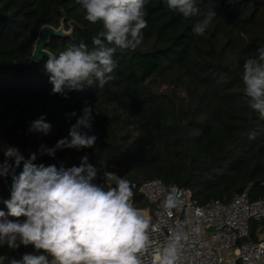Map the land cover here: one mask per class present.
Masks as SVG:
<instances>
[{"label": "trees", "instance_id": "16d2710c", "mask_svg": "<svg viewBox=\"0 0 264 264\" xmlns=\"http://www.w3.org/2000/svg\"><path fill=\"white\" fill-rule=\"evenodd\" d=\"M197 6V15L184 18L166 0H146L142 43L135 51L117 50L114 79L103 88L59 94L44 68L48 57L32 56L40 27L63 23L71 31L47 44L58 55L81 42L91 47L101 25L84 18L77 0H0V162L7 146L26 159L54 146L90 106L95 145L58 150L35 163L69 168L87 155L101 174L130 180L139 207L148 204L139 186L156 178L166 187L190 189L201 204L228 203L239 187H249L250 200L264 197V118L247 106L241 79L244 61L264 46V0H197ZM210 10L216 13L210 27L204 36L195 35L193 25ZM41 116L51 131L30 133L31 122ZM12 182L0 178L5 212L2 200L9 198ZM261 226L264 220L251 222V240ZM32 251L0 246L4 264Z\"/></svg>", "mask_w": 264, "mask_h": 264}, {"label": "clouds", "instance_id": "9594fccd", "mask_svg": "<svg viewBox=\"0 0 264 264\" xmlns=\"http://www.w3.org/2000/svg\"><path fill=\"white\" fill-rule=\"evenodd\" d=\"M85 19L101 25L89 47L84 42L73 44L58 55L49 53L44 65L53 85L52 92L63 94L85 87L103 88L114 79L117 50L135 51L142 43L146 0H77ZM167 7L184 18L199 13L197 0H166ZM216 13L208 11L192 31L204 36ZM243 94L247 106L264 118V46L247 58L242 66ZM75 116L76 113H70ZM92 108L85 106L68 137L52 147L30 153L26 159L17 147L3 148L0 178L12 176L10 196L2 200L7 212L0 210V246L18 250L33 249L8 264H144L143 254L149 249L152 224L134 205V185L111 171L102 174L81 157L79 166L65 168L37 164L38 156L55 157L58 150L86 149L95 145ZM30 133L48 134L51 124L44 116L31 122ZM23 164L19 175L16 168ZM98 177L103 182H97ZM182 201L178 189H171L165 209L179 210ZM198 231V229H197ZM188 233H177L154 256L153 264H180L182 240ZM6 257L0 256V264Z\"/></svg>", "mask_w": 264, "mask_h": 264}, {"label": "built area", "instance_id": "2783aa9c", "mask_svg": "<svg viewBox=\"0 0 264 264\" xmlns=\"http://www.w3.org/2000/svg\"><path fill=\"white\" fill-rule=\"evenodd\" d=\"M173 188L179 190L182 204L179 210L169 211L164 200ZM138 190L148 204L136 207L150 219L153 229L144 264H153L157 252L177 233H188L182 240L180 264H264V230L256 233L257 240L250 239L251 222L264 220V197L250 200L249 187L228 203L212 199L204 204L190 189L166 187L157 178Z\"/></svg>", "mask_w": 264, "mask_h": 264}, {"label": "water", "instance_id": "95a60500", "mask_svg": "<svg viewBox=\"0 0 264 264\" xmlns=\"http://www.w3.org/2000/svg\"><path fill=\"white\" fill-rule=\"evenodd\" d=\"M71 31H67L64 28V24L61 23L59 27H54L49 24H44L40 27L37 38L34 43V49L32 56L35 60L40 61L44 56H47L50 51L46 48L47 44L50 42L51 37L53 36H66L70 34ZM23 164L19 168H16L15 174L19 175V173L22 171ZM6 180L8 182H12V176L9 175ZM243 187H239L236 191L237 194H240L243 191ZM248 238L245 237L244 241H247Z\"/></svg>", "mask_w": 264, "mask_h": 264}, {"label": "rangeland", "instance_id": "374dc122", "mask_svg": "<svg viewBox=\"0 0 264 264\" xmlns=\"http://www.w3.org/2000/svg\"><path fill=\"white\" fill-rule=\"evenodd\" d=\"M263 229H264L263 226L257 228L256 231H255V235H256V233L258 234V233L263 232Z\"/></svg>", "mask_w": 264, "mask_h": 264}]
</instances>
